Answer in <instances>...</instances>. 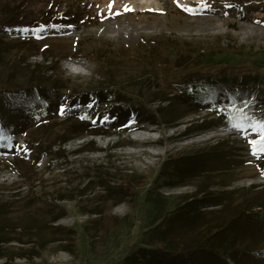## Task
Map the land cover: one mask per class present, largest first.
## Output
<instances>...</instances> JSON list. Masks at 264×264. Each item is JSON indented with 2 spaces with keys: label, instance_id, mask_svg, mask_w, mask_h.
<instances>
[{
  "label": "rangeland",
  "instance_id": "374dc122",
  "mask_svg": "<svg viewBox=\"0 0 264 264\" xmlns=\"http://www.w3.org/2000/svg\"><path fill=\"white\" fill-rule=\"evenodd\" d=\"M41 55L54 60L45 75L29 67ZM203 76L236 86H205L213 100L189 101L180 88ZM31 77L57 96L11 108L24 144L0 145V237L11 239L0 243V264H127L191 195L193 205L221 202L202 208L206 220L240 213L229 251L238 264H264V159L248 143L256 133L213 107L264 90V0H0V95ZM153 112L160 126L149 123ZM204 117L210 127L199 129ZM125 129L120 139L83 134ZM67 134H77L67 157L37 156ZM88 139L97 150L71 154ZM250 209L259 213H241ZM189 228L176 235L192 237Z\"/></svg>",
  "mask_w": 264,
  "mask_h": 264
},
{
  "label": "trees",
  "instance_id": "16d2710c",
  "mask_svg": "<svg viewBox=\"0 0 264 264\" xmlns=\"http://www.w3.org/2000/svg\"><path fill=\"white\" fill-rule=\"evenodd\" d=\"M53 61L54 60L52 57L41 55V61L29 64V67H32V72L44 67L45 69L43 68L42 71L45 75L46 73H48V71L54 70L52 65ZM48 64L51 65L49 66ZM233 81L234 80L229 79L227 76H223L219 79H214V77L211 76H203L200 78V80L190 81L189 83L184 84L182 88H180V91L184 93L189 101H192L196 98H199L201 101H209L214 99L212 95L215 92L211 91L204 95L201 90H204L203 88L205 86L210 87L217 84L219 88H226L227 86L235 87L236 83H234ZM44 82V77L40 79L37 78V81H35V79L31 77L30 85L26 88H23L22 90L8 89L5 93L0 95V145L2 147L17 146L15 135L19 131V127L17 122L15 123L14 120H12L14 118L12 117L11 110L13 106L18 105V107H35L38 104L45 105L49 98L57 96L56 87L54 85L46 86L43 84ZM245 90H247L248 94L243 101H251V104L248 107L244 108V111L253 119H264V114L256 116L257 113H260V110L264 108V90L255 88H249ZM202 94L204 96H202ZM198 95H200V97ZM95 99L96 97L82 98V100L79 102L91 103L94 102ZM6 101H9L11 103L7 104ZM115 101L120 100L118 97H116ZM76 102L77 101H74L73 103ZM234 104L235 108L243 107L242 103ZM223 106L224 104L213 105V107L224 108ZM227 106L229 107L230 111L234 110L230 102L227 104ZM93 110L92 112L88 111L87 114L93 113ZM150 116L151 118L149 120V123L151 124V126L161 125V121L158 120L159 116L157 115V113L153 112L150 114ZM199 120V118L196 119V121ZM201 120L202 122L199 124V129H207L210 127V122H208L205 117L201 118ZM224 122H228L227 119H225ZM191 126L192 125H188L185 127L184 134L190 133V131L192 130ZM128 131L129 130L125 129L118 132H90L83 134H105L110 136L114 134L117 135V137L120 139L122 135H124V133ZM76 135L77 134H75V136ZM75 136H72V134L60 136V140H53L47 147V150L41 152L40 154L37 153V156L41 158L44 155H55L57 156V159L67 157L68 154L66 153V149L64 148V146L68 141L74 139ZM256 137L257 133L256 135L252 136L251 139H255ZM94 142V139H88L84 141L80 147L72 150L71 154H80L87 150H97V148L93 147ZM218 143L220 144L222 143V141ZM117 146L118 144L114 145V147ZM33 151L35 150L28 148L27 156H30ZM215 155V157H218V154ZM178 164L175 163L171 165L169 167L170 170H177V168L179 167ZM23 185L26 186L27 184L23 183ZM255 185L256 184H254V186ZM191 196V201H194V195ZM213 197L214 196H208V198L212 199ZM191 201L188 202V204H185L184 206L178 208V210L171 211L173 213L169 216L168 222L164 227L157 226L152 230L147 231L145 233L146 236L143 239V243L146 245V247L139 248L133 251V253H130L128 256H126L127 264H238V258L240 254L237 255V252L231 254L232 252L229 251V247L231 243L235 242L232 226H234L236 220L239 218L240 213H237L232 217L221 215L206 220V218L200 216V214H204V211L206 210H202V208H205L209 205L217 206L220 205L221 202L212 200L203 201L202 203H198L197 205L196 203H194L193 205L191 204ZM257 206H261V204ZM208 211L212 213L216 210L211 209ZM248 211L250 213H248ZM255 211L256 210L253 211V209H250L243 210L241 213H247L248 215L253 216L259 213ZM165 216L166 215H164V218ZM184 224H188V226L191 228V231H196L192 237H188L187 239L182 238L179 234L178 236L176 235L178 233V225L182 226ZM9 241H11L10 238L0 237V243ZM257 257L263 258V256L260 254Z\"/></svg>",
  "mask_w": 264,
  "mask_h": 264
},
{
  "label": "snow or ice",
  "instance_id": "6c2138e0",
  "mask_svg": "<svg viewBox=\"0 0 264 264\" xmlns=\"http://www.w3.org/2000/svg\"><path fill=\"white\" fill-rule=\"evenodd\" d=\"M180 6V5H178ZM208 7V5H204ZM231 7V5H228ZM111 8V5L109 6ZM131 9L125 8V11H129ZM185 11L193 12L194 9L190 7H184ZM44 26H41L38 29H33L32 31L35 33H39ZM21 31H28V29H22ZM39 38V36L37 37ZM232 104V108L234 110L230 111L228 106H225L223 111L227 113V121L234 129H239L241 131L247 132L250 130L251 132L257 133V137L255 139H251L248 141L251 147V154L258 158L264 159V119L256 120L250 117L245 111L244 108L248 107L251 104V101H242L243 107L235 108L234 102L230 100Z\"/></svg>",
  "mask_w": 264,
  "mask_h": 264
},
{
  "label": "built area",
  "instance_id": "2783aa9c",
  "mask_svg": "<svg viewBox=\"0 0 264 264\" xmlns=\"http://www.w3.org/2000/svg\"><path fill=\"white\" fill-rule=\"evenodd\" d=\"M24 144V143H23ZM23 144H18V141H17V146L16 147H19V145L22 147L23 146Z\"/></svg>",
  "mask_w": 264,
  "mask_h": 264
}]
</instances>
